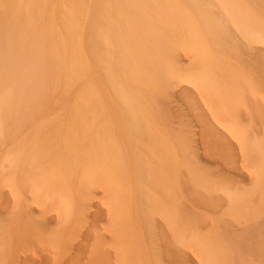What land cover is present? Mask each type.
<instances>
[{"label": "rangeland", "instance_id": "rangeland-1", "mask_svg": "<svg viewBox=\"0 0 264 264\" xmlns=\"http://www.w3.org/2000/svg\"><path fill=\"white\" fill-rule=\"evenodd\" d=\"M203 2L161 10L166 29L177 20L184 31L163 38L173 49L98 9V23L132 29L147 63L111 60L138 97L131 115L100 73L85 135L54 109L75 98L29 94L0 109V264H264V40L249 32L264 0Z\"/></svg>", "mask_w": 264, "mask_h": 264}, {"label": "bare ground", "instance_id": "bare-ground-1", "mask_svg": "<svg viewBox=\"0 0 264 264\" xmlns=\"http://www.w3.org/2000/svg\"><path fill=\"white\" fill-rule=\"evenodd\" d=\"M110 1L116 2V5L111 6ZM139 1L0 0V5L9 15L7 34L3 38V45L0 46V67L4 68L0 71V109H3L10 99H22L29 94L39 102L44 94L52 100L57 94L64 98H75L70 108H58L57 105L54 109L69 115L68 129H78L85 135L96 125L95 90L98 81L96 79L100 73V84L107 92L103 91L104 94L114 96L120 91L126 95L121 97L123 101L119 99V103L124 114L131 115L127 100L130 98L136 101L138 97L135 91L130 89L129 79L126 85L116 84L115 74L118 73L124 78L127 73L120 68L116 69L118 66L115 68V64L131 54H134L137 65L141 68L147 63L143 64L140 59L138 36L132 29L128 26L118 28L110 25L107 18L101 15L98 23V9L108 11L115 8L112 19L123 18L124 21L139 23L151 38L155 37L148 42L158 48H175L174 43H167L163 38L173 41L175 33L184 32L180 28L182 25L176 23L177 20L173 22L172 29H166L163 14H160L161 10L169 5L171 14L178 12L182 15V8L178 5L173 7L174 4H171L174 0H143L149 2V10L156 8L154 15L146 14L138 4ZM185 1H199L202 2L201 5L204 3L203 0ZM231 1L243 7L242 0ZM253 19L255 23L249 29L251 40H264V20L257 14ZM111 38L121 44L120 49L113 47ZM178 39L181 40V35H178ZM111 60L115 62L114 65ZM152 61L156 65L160 63ZM76 88L78 91L75 94ZM86 116L90 119L87 120ZM1 122L0 119V124Z\"/></svg>", "mask_w": 264, "mask_h": 264}]
</instances>
